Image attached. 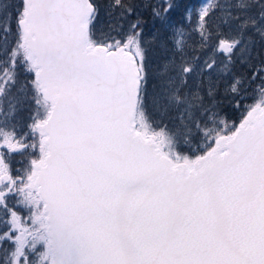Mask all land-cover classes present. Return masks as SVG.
<instances>
[{"label":"snow or ice","instance_id":"1","mask_svg":"<svg viewBox=\"0 0 264 264\" xmlns=\"http://www.w3.org/2000/svg\"><path fill=\"white\" fill-rule=\"evenodd\" d=\"M0 264H264V0H0Z\"/></svg>","mask_w":264,"mask_h":264}]
</instances>
